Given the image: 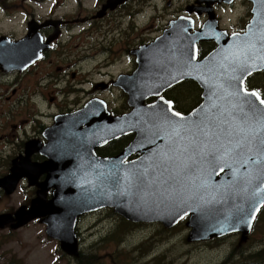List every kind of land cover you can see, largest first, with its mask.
<instances>
[{
	"label": "water",
	"instance_id": "1",
	"mask_svg": "<svg viewBox=\"0 0 264 264\" xmlns=\"http://www.w3.org/2000/svg\"><path fill=\"white\" fill-rule=\"evenodd\" d=\"M249 1L254 17L242 35L220 30L212 10L193 34V20L172 22L164 36L135 52L137 71L119 79L132 111L111 118L103 103L101 117L86 128V155L53 159V171L37 172L48 174L55 188L47 232L66 254L78 255L77 218L103 210L166 230L186 220L188 243L248 240L264 210V104L246 88L250 76L264 71V0ZM210 41L218 47L200 60L199 44ZM189 81L201 89L202 102L182 114L163 95ZM130 134L133 141L116 157L100 158L92 149ZM12 171L0 184L16 185L20 175L16 166ZM30 213L17 215L16 228L36 218Z\"/></svg>",
	"mask_w": 264,
	"mask_h": 264
},
{
	"label": "flooded vegetation",
	"instance_id": "2",
	"mask_svg": "<svg viewBox=\"0 0 264 264\" xmlns=\"http://www.w3.org/2000/svg\"><path fill=\"white\" fill-rule=\"evenodd\" d=\"M71 1L0 0V183L14 174L15 166V174L20 175L16 185L0 184V264H27V254L37 256L41 249L52 245H56L57 255L62 254L70 264H86L81 225L102 211L77 218L78 255L69 256L47 232V223L55 213V188L48 184V174L37 172L53 171V159L86 155V128L90 121L97 122L101 117L103 103L111 118L132 111L127 94L117 85L119 79L137 71L136 53L164 36L172 22L180 18L193 20V34L210 20L212 10L220 30L232 36L245 34L254 17V5L249 0L232 4L169 0V7L181 3L184 8L156 28L157 8H153L151 20L141 22L145 8L150 9L149 0ZM238 9L243 12L238 24L232 25L236 31L225 29L218 12ZM151 28H156L154 36L149 35ZM217 47L214 41L200 43L199 59ZM23 58L26 61L20 64ZM119 64L130 69L112 74L110 69ZM186 83L171 88L163 97L167 99ZM246 88L264 100V71L250 76ZM114 93L123 98L117 105L113 103L116 98H106ZM90 105L95 108L93 113L87 111ZM133 139L130 134L92 149L100 158H113ZM30 212L36 218L16 228L21 223L17 215Z\"/></svg>",
	"mask_w": 264,
	"mask_h": 264
},
{
	"label": "rangeland",
	"instance_id": "3",
	"mask_svg": "<svg viewBox=\"0 0 264 264\" xmlns=\"http://www.w3.org/2000/svg\"><path fill=\"white\" fill-rule=\"evenodd\" d=\"M168 2L169 0H149L150 9L145 8L141 22L145 24L147 20H151L154 14L153 8H157L155 26L162 27L184 8V4L181 3L169 7ZM242 12L243 10L239 9L235 12L221 11L218 12V16L222 17L223 27L225 29L228 27L233 32L236 29L232 25L238 24L237 20L240 19ZM156 28L150 29V36L155 35ZM129 69L128 65L119 64L112 67L110 72L117 75ZM95 79L100 78L96 76ZM106 98L110 100L116 98L117 101H113L114 105L123 100L118 93ZM185 98L183 102L189 103L191 97L185 96ZM122 219L113 211L104 210L94 217L86 218L82 223L85 253L94 258V264H223L235 245L247 250L264 248V217L259 223L258 230L252 232L247 241H242L241 235H232L221 239V242L203 243L187 242L190 230L185 225L186 221L172 230H166L161 224H146L144 227L134 228L129 234L119 235L118 241L113 240L111 237L120 230ZM56 251V245H52L51 248L41 249L37 256L31 253L25 258L27 264H70L66 259H62V254L57 255ZM226 264L245 263L234 257Z\"/></svg>",
	"mask_w": 264,
	"mask_h": 264
},
{
	"label": "trees",
	"instance_id": "4",
	"mask_svg": "<svg viewBox=\"0 0 264 264\" xmlns=\"http://www.w3.org/2000/svg\"><path fill=\"white\" fill-rule=\"evenodd\" d=\"M173 93L168 94L167 99L171 100L175 105V109L182 114L190 113L191 111H193L196 107H198L201 104L202 91L199 88V86L194 83L192 85L189 82L186 84H183L179 87V89H177ZM185 96L191 97L189 103L185 104L183 102V100L186 99ZM263 217H264V210L261 212L260 216L258 217L255 223V226H254L255 228H254L253 233H255L258 230L259 223L262 222ZM145 225L146 224H133V223L127 222L126 220L122 219L120 230L116 232L115 234H113L111 238L113 240L118 241L120 238L119 235L129 234L130 232L133 231L134 228L138 229L140 227H144ZM212 241L221 242V239H213ZM234 257L242 260V262L244 261L245 264H264V248H259L257 250H253V249L247 250L245 248H240L235 245L232 248L231 253L229 254V257L223 262V264L228 263L229 260L233 259ZM94 263L95 261L93 257L88 256L86 258V264H94Z\"/></svg>",
	"mask_w": 264,
	"mask_h": 264
},
{
	"label": "snow or ice",
	"instance_id": "5",
	"mask_svg": "<svg viewBox=\"0 0 264 264\" xmlns=\"http://www.w3.org/2000/svg\"><path fill=\"white\" fill-rule=\"evenodd\" d=\"M252 95H256V93H252ZM259 99V97H257ZM261 104H264V100H260Z\"/></svg>",
	"mask_w": 264,
	"mask_h": 264
}]
</instances>
